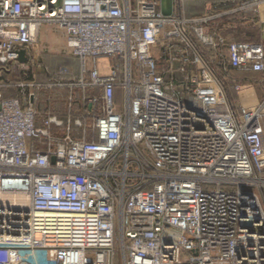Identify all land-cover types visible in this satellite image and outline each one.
<instances>
[{
    "label": "built area",
    "instance_id": "built-area-1",
    "mask_svg": "<svg viewBox=\"0 0 264 264\" xmlns=\"http://www.w3.org/2000/svg\"><path fill=\"white\" fill-rule=\"evenodd\" d=\"M205 1L0 0V264H264V101L222 78L264 44L208 32ZM44 26L78 77L25 78Z\"/></svg>",
    "mask_w": 264,
    "mask_h": 264
},
{
    "label": "crops",
    "instance_id": "crops-1",
    "mask_svg": "<svg viewBox=\"0 0 264 264\" xmlns=\"http://www.w3.org/2000/svg\"><path fill=\"white\" fill-rule=\"evenodd\" d=\"M256 1L207 0L196 4L188 3L186 13L189 17L208 14L219 15L220 17L208 32L222 36L228 41L264 44V0H259L261 3L257 5L255 4ZM243 4H246L245 10L233 13L235 10L240 9ZM162 11L164 12L163 5ZM222 78H227L231 84L237 82L247 86L245 90L248 92V96L244 98L243 94L245 92H242L237 97V101L241 105L252 106L264 101V73L241 72L229 69L223 74Z\"/></svg>",
    "mask_w": 264,
    "mask_h": 264
},
{
    "label": "rangeland",
    "instance_id": "rangeland-1",
    "mask_svg": "<svg viewBox=\"0 0 264 264\" xmlns=\"http://www.w3.org/2000/svg\"><path fill=\"white\" fill-rule=\"evenodd\" d=\"M162 5L164 13L170 15L174 9L172 0H162ZM36 50L34 65L29 67L28 75L25 78H37L38 82H44L46 78H63L58 75V70L73 63V59L68 54L64 35L55 26H44ZM44 67L48 69V73H46ZM15 77L18 78V76ZM20 78L24 77L21 75ZM66 95V89L42 92L37 102V109L40 112L48 109L63 111L66 107ZM115 264H122L120 253L116 254Z\"/></svg>",
    "mask_w": 264,
    "mask_h": 264
},
{
    "label": "trees",
    "instance_id": "trees-1",
    "mask_svg": "<svg viewBox=\"0 0 264 264\" xmlns=\"http://www.w3.org/2000/svg\"><path fill=\"white\" fill-rule=\"evenodd\" d=\"M72 59H73L72 64L65 65V66L61 67V69L58 70V72H61V71H67L68 72L66 75H64V77L73 78V77H78V75L80 74V63H79V61L75 58H72ZM4 76H5V78H10L8 73H6V72L4 73ZM227 90L229 93L232 94L233 98H237V96L234 93L233 88L230 84H228Z\"/></svg>",
    "mask_w": 264,
    "mask_h": 264
},
{
    "label": "water",
    "instance_id": "water-1",
    "mask_svg": "<svg viewBox=\"0 0 264 264\" xmlns=\"http://www.w3.org/2000/svg\"><path fill=\"white\" fill-rule=\"evenodd\" d=\"M19 62L21 63H28V58L26 57V53L24 51L19 52ZM55 161V160H54Z\"/></svg>",
    "mask_w": 264,
    "mask_h": 264
},
{
    "label": "bare ground",
    "instance_id": "bare-ground-1",
    "mask_svg": "<svg viewBox=\"0 0 264 264\" xmlns=\"http://www.w3.org/2000/svg\"><path fill=\"white\" fill-rule=\"evenodd\" d=\"M244 92H245V93H244ZM243 93H244V94H243L244 98H246V97L248 96V92H247L246 90H244Z\"/></svg>",
    "mask_w": 264,
    "mask_h": 264
}]
</instances>
